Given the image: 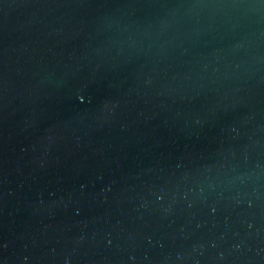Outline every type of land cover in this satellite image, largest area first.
I'll use <instances>...</instances> for the list:
<instances>
[{
  "label": "water",
  "instance_id": "95a60500",
  "mask_svg": "<svg viewBox=\"0 0 264 264\" xmlns=\"http://www.w3.org/2000/svg\"><path fill=\"white\" fill-rule=\"evenodd\" d=\"M0 264H264V0H0Z\"/></svg>",
  "mask_w": 264,
  "mask_h": 264
}]
</instances>
